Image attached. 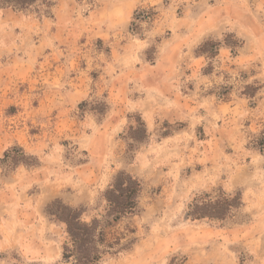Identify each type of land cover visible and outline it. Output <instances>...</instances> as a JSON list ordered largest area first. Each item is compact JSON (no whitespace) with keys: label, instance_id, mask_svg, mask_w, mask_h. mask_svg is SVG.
<instances>
[{"label":"rangeland","instance_id":"obj_1","mask_svg":"<svg viewBox=\"0 0 264 264\" xmlns=\"http://www.w3.org/2000/svg\"><path fill=\"white\" fill-rule=\"evenodd\" d=\"M195 1L0 8V264H74L56 202L111 223L100 264H264V43L181 26ZM121 173L141 191L113 222ZM221 192L224 221L188 217Z\"/></svg>","mask_w":264,"mask_h":264},{"label":"trees","instance_id":"obj_2","mask_svg":"<svg viewBox=\"0 0 264 264\" xmlns=\"http://www.w3.org/2000/svg\"><path fill=\"white\" fill-rule=\"evenodd\" d=\"M38 1L0 0V8L12 7L16 10H27L33 8ZM43 4L47 5V1H43ZM254 147L264 155V133L254 142ZM140 191L141 183L137 178L125 173L116 177L105 197L108 203L107 219L116 222L122 217L132 215L136 210V198ZM236 195L232 200L233 196L231 198L221 192L217 200L213 202L203 196L201 200L198 199L196 203L190 205L188 217L222 222L232 210L241 205V197L239 194ZM50 208L56 209L50 212L51 216L66 225L67 241L63 254L65 261L74 264H100L105 256L111 254L109 250L114 248V245H105L106 227L111 224L110 222L106 221L105 227L102 228L98 219L91 222L84 221L81 209L70 208L59 202L51 204Z\"/></svg>","mask_w":264,"mask_h":264},{"label":"crops","instance_id":"obj_3","mask_svg":"<svg viewBox=\"0 0 264 264\" xmlns=\"http://www.w3.org/2000/svg\"><path fill=\"white\" fill-rule=\"evenodd\" d=\"M194 15L179 18L177 22L183 26L195 20L202 38L222 36L223 33L240 34L243 40V53H248L253 43H264V0H196L191 6ZM206 11V12H205ZM172 23L176 21L171 18ZM264 54V53H263ZM24 242H20L19 250L23 251ZM5 249H15L14 245H5Z\"/></svg>","mask_w":264,"mask_h":264}]
</instances>
